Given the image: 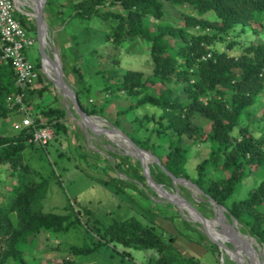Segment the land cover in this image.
Here are the masks:
<instances>
[{
    "label": "trees",
    "instance_id": "1",
    "mask_svg": "<svg viewBox=\"0 0 264 264\" xmlns=\"http://www.w3.org/2000/svg\"><path fill=\"white\" fill-rule=\"evenodd\" d=\"M167 7L179 11L174 21L165 19ZM16 16L29 33L36 32L33 17L18 11ZM44 16L51 27L63 25L60 54L64 72L72 76L85 112L106 117L109 105L122 99L125 104L116 105L115 124L140 147L154 153L173 175L192 180L206 193L207 200L194 203L204 216L213 214L210 199L223 204L229 218L233 216L238 221L236 228L264 247V176L245 197L231 200L245 178L264 169V110L258 120L253 118L259 107H264V0H79L68 4L46 0ZM96 20L108 29L103 39L111 42L113 51H99L98 43L90 37L92 30L86 27ZM70 24L74 32L67 29ZM80 26L86 28L83 33ZM248 27L260 40H239ZM67 33H72L69 41L65 39ZM144 46L153 65L150 75L121 66L122 47L133 52ZM93 50L102 56L101 66L93 81H88L80 64L83 54ZM1 55L0 50V120L21 107L19 102L8 100L11 95L23 93V102L28 104L35 91L34 83L27 88L15 84L14 66ZM34 64L40 70V57ZM96 91L101 98L85 104L84 95L90 92L97 99ZM147 107L156 110L138 113ZM41 110L45 118L56 121L55 126L65 127L60 120L67 114L65 108L48 105ZM124 121L131 123L132 130L125 128ZM41 125L47 124L34 116V126L30 128L5 132L0 127V165L7 166L12 177L18 178L0 198V264L8 259H13V264H28L24 252L38 235L67 232L81 221L80 214L72 218L76 212L71 203L67 213L43 209L50 179L40 176L23 155L28 147L50 143L29 140ZM76 136L73 156L85 161L79 167L87 168L92 178L113 186L115 193L122 191L135 198L142 211L107 225H95L98 242L87 247L74 244L73 254L85 255L101 245H113L131 261L110 264H205L185 255L175 243L176 234L166 232L155 221L157 217L169 220L180 235L211 252H221L214 241L181 216L175 203L152 198L157 192L148 183L140 159L113 154L114 163L109 159L95 160L96 151L87 148L81 134ZM192 143H209V153L198 164L194 178L186 168ZM91 161H101L104 170L109 166L114 173H94L89 167ZM150 173L166 188L173 187L171 176L157 162L150 167ZM118 246L141 249L150 255L139 260ZM55 264L75 262L62 258Z\"/></svg>",
    "mask_w": 264,
    "mask_h": 264
},
{
    "label": "rangeland",
    "instance_id": "2",
    "mask_svg": "<svg viewBox=\"0 0 264 264\" xmlns=\"http://www.w3.org/2000/svg\"><path fill=\"white\" fill-rule=\"evenodd\" d=\"M59 1L62 4H68L70 2H77L79 0ZM21 5L26 11L31 10V8L26 4ZM166 10L167 16L165 19L168 21H174V18L179 17L180 15L178 14L179 11H176L174 7H167ZM45 20L47 22V19ZM175 20L178 21V19ZM62 27L63 25L61 24H56L53 27L48 25L47 27L48 30L46 37L48 42L46 45V50L52 57L54 56L56 50L60 53V39L63 36ZM81 27L82 26H80L81 33H83V30L86 28L92 30L90 37L93 38L92 40L95 43H98L97 47L99 48V51H113L114 47L111 42L107 43L103 39L105 38L104 36H106L108 29L104 24H102V22L96 20L86 28H84V26L83 28ZM67 29L69 32L75 31L74 25L72 26L71 24L68 25ZM71 34L72 33H67L65 38L67 41L71 39ZM30 35L36 38V44L27 50V56L32 62L36 63L39 57L41 61L37 43V29L36 32L31 30ZM238 38L239 40L247 39L248 41L256 40L257 38L260 40L259 36L253 34L249 27L247 33L242 34ZM132 50L134 51H128L123 47L120 49V56L122 57L121 66L123 68L142 70L147 76L150 75L153 72V65L151 63L149 53L147 52V47H136ZM99 51H86L85 54H83L80 66L88 77V81H93V75L101 66L100 59L102 56L97 53ZM59 55L62 59L61 54ZM104 58L105 56L103 59ZM63 65L64 62L62 59V67ZM39 71L41 72V78L39 79L37 76V79L33 84V88L35 90L33 96H31L28 100V104L26 102L23 103L26 108V112H28L33 118L34 116L39 117L42 124H47L51 128L53 136L47 146L44 147L42 145L36 144L33 147H28L23 155L25 160L34 168L35 171L39 173L40 176L50 179L49 190L43 199V209L53 212L67 213L71 211L69 205V203H71L73 204L76 212L72 218H76L78 214H80L78 217L81 221L79 224H75L73 227H71L67 232L41 233L36 238V241L30 243L29 248L24 252V259L28 264H55L62 258L73 260L75 264H110L113 262L130 263L131 258L124 257L123 254L117 252L113 245H101L97 250L85 255H76L71 252V247L74 244L79 247H87L89 245H95L98 242L96 235H94L95 225H107L114 219H122L130 215H140L141 213L139 211H142V209H140L135 198H131L129 194L122 191L115 193L113 186L102 183L97 177L92 178L89 175L88 172L90 171L87 168L86 170L81 166L79 167L78 164L81 163V165L84 166L85 161L82 158H77L76 160L72 153V151L76 150V144L78 140L76 136L77 133L81 134L83 141L89 150L91 149L96 151L95 154H93L94 157H96L95 160L109 159L112 163H114L115 158L113 154H127L126 148L123 146V144L121 145L117 134L109 133V137L104 133L93 131L88 126H86V124L83 123L82 119L76 112L72 101L66 97L49 78L46 70L43 68L42 62L41 68L38 70V72ZM64 77L66 82L75 90L74 84L71 81L73 80L72 76L69 78L64 72ZM101 96L102 94L99 93V91H96V97H98L96 99L95 95H91V93L88 92L84 95V103L90 104L91 102L100 99ZM124 104L125 102L122 99H116L107 108L108 113L106 117L98 114L91 115H96L93 117L97 118L103 125L108 127H118L115 124L117 118L116 105L122 106ZM48 105L52 107H63L67 110L66 116L60 118V120L65 125V129L55 126V120L50 121L44 117L41 109L44 110ZM19 110L17 112L14 111L10 113L7 118L0 120V127L5 132L15 131V124L24 118V110H22V108H19ZM155 110L156 109L154 107H147L145 109H139L138 113L142 115L145 111L152 113ZM263 110L264 107L261 105L257 112H255L253 115V118L258 120ZM124 126L125 128L132 130V125L129 121H124ZM144 149L148 150L147 148ZM208 153L209 143H192L188 152V161L186 163V168L191 175V178L197 176V166L208 155ZM133 157L139 159L135 156ZM147 162L149 168L155 163L151 158H149ZM89 167L92 168L94 173L97 172L104 174L106 171L110 174L114 173V171H112L109 166L104 170V164L101 161H98V163L91 161L89 163ZM261 170L262 171H260L259 174H250L247 178H245L241 188L237 190L236 194L231 200L245 197L249 189L261 179L262 175L264 176V169ZM119 175L123 178H126V176L123 174ZM17 182L18 178L12 177V175L7 170V166L0 165V198L3 197V195H1L3 192L10 190L12 183ZM167 189L171 190L172 192L177 190L179 194L188 200L193 206H196L194 203L196 204L207 200L205 195L200 191L183 184H176L173 182V187ZM159 190L163 193V195H167L169 198H171L170 196L173 195L161 189ZM134 194L138 197L137 192ZM152 198L157 201H167V199L160 196L158 193L157 195L152 196ZM212 203V205H209V208L213 211V214L208 217L210 219L216 216L218 209L217 204L214 202ZM178 208L183 218L192 222L193 225L197 226L200 231L212 238L218 246V243L224 245L223 247L219 246L221 250L219 254L216 252H211L205 246L193 242L183 235H180L177 232L175 224L169 220L160 219L157 217L155 221L161 225L166 230V232L176 234L177 240L175 243L185 255L194 256L205 264H244L241 259L244 249L239 242L235 245L229 238L219 236L218 233L212 229V227L204 225L198 220H195L192 217L194 214L191 211L188 212L186 209H183L180 206ZM86 210H89L92 212V214H89ZM226 217L229 219L228 215ZM176 220L177 224L179 225V219L176 218ZM89 226L92 230L89 229ZM243 233L247 234L246 232ZM255 243L261 260H264V247L257 241ZM118 248L119 250L124 249L130 251L132 257L134 256L139 260H145L147 256L149 257L150 255L149 252L143 251L141 249H134L130 247L123 248L122 246H118ZM252 253L253 255H256L253 250ZM218 256L219 259L217 258ZM13 263V259H8L5 264ZM252 263L256 264V262Z\"/></svg>",
    "mask_w": 264,
    "mask_h": 264
},
{
    "label": "built area",
    "instance_id": "3",
    "mask_svg": "<svg viewBox=\"0 0 264 264\" xmlns=\"http://www.w3.org/2000/svg\"><path fill=\"white\" fill-rule=\"evenodd\" d=\"M24 14L15 0H0V50L3 59L10 60L16 72L15 84L20 88L32 85L38 76L34 62L27 56V50L36 44V39L22 25L16 12ZM21 104L24 110V118L15 124L16 129L30 128L34 126V118L26 112L23 103V93L13 94L8 98ZM53 132L48 125H41L34 129L30 141L41 144L48 143Z\"/></svg>",
    "mask_w": 264,
    "mask_h": 264
},
{
    "label": "water",
    "instance_id": "4",
    "mask_svg": "<svg viewBox=\"0 0 264 264\" xmlns=\"http://www.w3.org/2000/svg\"><path fill=\"white\" fill-rule=\"evenodd\" d=\"M41 1V2H40ZM45 2L46 0H37V10L35 13V20L37 23V43H38V48H39V52H40V56H41V62L44 68V58H48L52 64H57L58 65V72L56 73L57 78H53L46 70L47 75L49 76V78L54 82V84L56 85V87L59 90H66L71 97V101L75 106V110L78 113V115L80 116V118L82 119L83 123L86 124V126H88L91 130L99 132V133H104L106 135H109V133H113V134H117L119 136H122L129 144V146L135 150L136 152L139 153H145L148 155L149 158H151L154 162H157L164 170L166 173H168L173 182L175 183L176 180H185L190 186H192L193 188H195L196 190L200 191L202 194L206 195V193H204V191L193 181H191L188 178L185 177H177L175 175H173L170 171H168L165 166L161 163L160 159L152 152L140 147L136 142H134L124 131H122L120 128L114 126V127H108L105 126L103 124H96V128L89 123L88 119H90V117L96 116V115H89L88 113L85 112V110L82 108L77 93L75 92V90L66 82L65 77H64V69L62 67V59L60 57V53L59 51H55L54 56L52 57L50 54H48L47 50H46V45H47V37L44 36V34H42L41 32V24L45 23L48 27V24L44 18V7H45ZM24 12V10H23ZM25 13V12H24ZM59 61V62H58ZM45 69V68H44ZM126 153L133 155L137 158L140 159L141 164L143 166V169L145 171V175L146 178L148 180V183L150 184V186L162 197H164L165 199L175 203L178 207L179 204L178 202H176L175 200H173L172 198H169L167 195H163L159 192V189L168 192L169 194H177L180 198V200L184 201L185 204L192 209L196 214H198L200 216L201 219H207L206 216H204L195 206H193L188 200H186L184 197H182L179 192L176 190L174 192H172L171 190L167 189L163 184L158 183L157 181L154 180V178L152 177L151 173H150V168L148 165V162L146 160L143 159L142 156L134 154L133 152H130L126 149ZM212 202L216 203L213 199ZM217 204V203H216ZM217 206L219 207L221 213L225 216H227V208L223 205V204H217ZM229 221H231V225L232 227H234V225L238 224V221L236 220L235 217L231 216L229 219ZM201 221V220H200ZM202 222V221H201ZM203 223V222H202ZM249 235V234H247ZM250 236V235H249ZM210 238V237H209ZM253 238V237H252ZM212 241H214L212 238H210ZM218 243V242H217ZM219 246L223 247L224 245L218 243Z\"/></svg>",
    "mask_w": 264,
    "mask_h": 264
},
{
    "label": "bare ground",
    "instance_id": "5",
    "mask_svg": "<svg viewBox=\"0 0 264 264\" xmlns=\"http://www.w3.org/2000/svg\"><path fill=\"white\" fill-rule=\"evenodd\" d=\"M15 2L22 7L21 4H26L28 7L31 8V10L26 11L24 10L26 15H29L31 17L35 18V13L37 10V0H15ZM41 2V1H40ZM41 32L42 34H44V36H47V25L45 23L41 24ZM59 62V61H58ZM44 68L45 70H47V72L53 77V78H57L56 73L58 72V65L57 64H52L51 61L46 57L44 58ZM66 97H68L69 99H71L70 94L64 90H60ZM89 123L92 124L94 127H96V124H101V122L94 117H90V119H88ZM106 126V125H105ZM119 140L121 142V145L123 144V146L130 152H133L134 154H139L140 156L143 157L144 160L148 161L149 157L147 154L145 153H139L136 152L135 150H133L129 145L128 142L122 137L119 136ZM176 184H183L186 186H189L191 188H193L192 186H190L185 180H176L175 181ZM201 195V194H200ZM173 200H175L176 202H178L179 206L183 209H186L188 212L191 211L194 215L192 216L195 220H198L199 222H203L204 225H208L210 227H212V229L218 233L219 236H224L229 238L235 245L239 242L243 249H244V253L241 257L242 261L244 264H254L252 262H256V264H264V260H261L260 256H259V251L256 247V240L254 238H252L251 236L242 233L241 231H239L235 225L234 227H232L230 221L227 219V217L225 215H223L219 209V207H217V214L215 217H213L212 219L207 218V219H201L200 216L198 214H196L192 209H190L184 201L180 200L179 196L177 194H173L172 196H170ZM201 220V221H200ZM201 222V223H202ZM210 234V233H209ZM252 250L255 252L256 255H253Z\"/></svg>",
    "mask_w": 264,
    "mask_h": 264
}]
</instances>
